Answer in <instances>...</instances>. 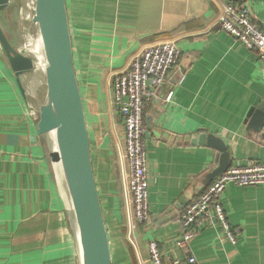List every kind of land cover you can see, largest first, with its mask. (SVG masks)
<instances>
[{"label":"crops","instance_id":"obj_1","mask_svg":"<svg viewBox=\"0 0 264 264\" xmlns=\"http://www.w3.org/2000/svg\"><path fill=\"white\" fill-rule=\"evenodd\" d=\"M88 1V23L67 7L112 264H152L151 241L164 264H191L190 256L193 264H264V185L230 184L223 194L228 221L239 229L236 243L214 220L187 248L177 245L181 212L216 179L209 174L219 164L220 153L194 137L223 141L231 167L264 163V125L255 128L251 111L264 103V67L256 51L222 28L225 1ZM240 1L264 30V0ZM162 40L176 41L181 54L145 101L150 217L131 231L125 126L114 83L135 55ZM29 104L0 52V264H80L63 177L47 157L52 149Z\"/></svg>","mask_w":264,"mask_h":264},{"label":"water","instance_id":"obj_2","mask_svg":"<svg viewBox=\"0 0 264 264\" xmlns=\"http://www.w3.org/2000/svg\"><path fill=\"white\" fill-rule=\"evenodd\" d=\"M10 0H0V45L7 56L19 89L27 99L22 77L34 68L32 55L24 53L9 37L1 12ZM33 22L38 23L45 49L46 99L40 104L37 131L56 134L57 150L47 157L61 163L63 180L71 197L79 228L84 264H112L108 231L91 162L90 137L77 79L72 34L66 0H36ZM256 129L264 125V103L251 109ZM220 153L219 164L209 174L212 181L232 165L227 145L207 133L192 139Z\"/></svg>","mask_w":264,"mask_h":264},{"label":"built area","instance_id":"obj_3","mask_svg":"<svg viewBox=\"0 0 264 264\" xmlns=\"http://www.w3.org/2000/svg\"><path fill=\"white\" fill-rule=\"evenodd\" d=\"M220 23L224 30L256 51L264 67V30L253 20L248 7L240 0H224ZM181 49L174 40H162L147 46L135 55L129 67L117 75L114 83V102L123 117L125 126L126 157L129 165L128 188L133 206L130 230L133 231L150 217L147 128L144 122L145 101L164 85L171 70L177 64ZM172 92L166 100H171ZM29 106L38 118L39 109ZM264 133V127L262 129ZM264 185V163L252 162L245 166H232L218 176L197 198L181 212L179 221L182 232L177 241L187 248L204 225L216 220L222 224L223 233L236 243L239 229L233 228L222 204L228 185ZM152 264H164L157 241L148 245ZM188 262H196L190 256ZM173 264H180L174 260Z\"/></svg>","mask_w":264,"mask_h":264},{"label":"bare ground","instance_id":"obj_4","mask_svg":"<svg viewBox=\"0 0 264 264\" xmlns=\"http://www.w3.org/2000/svg\"><path fill=\"white\" fill-rule=\"evenodd\" d=\"M23 1H24V6L20 9L21 17L29 18L32 21V19H33L32 14L33 13L31 14L29 11H30V9L35 8V7H33L34 2H33V0H23ZM34 23H36V22H34ZM36 25L38 26V23H36ZM38 29H39V26H38ZM16 46L19 47V49L21 51H23L24 53L30 54L33 57L34 68L30 72L24 74L22 77V80H23V84L26 88L27 96L36 99L39 96L41 86L43 84H46V79H45V67H46L45 66V62H46V60H45V49H44V44H43L42 37L40 34V30H39V33L37 34V36L35 38L29 34H26L24 42H22L20 45H16ZM30 105L32 106V104H30ZM48 143H49V146L51 147L52 150H57L56 134L54 131H52V132H50V134H48ZM56 167H57V169L61 175V179H62L63 174H62L61 163H59V162L56 163ZM63 184L65 187L64 190H65V198H66V202H67V207H68V211H69V215H70V219H71V223H72V228L74 229V235H75V239H76V243H77V247H78L79 261H80V264H84L81 242H80L79 228H78L77 221H76L75 211H74L73 204L71 201V197L69 195V192L67 190V186H66V183L64 180H63Z\"/></svg>","mask_w":264,"mask_h":264},{"label":"rangeland","instance_id":"obj_5","mask_svg":"<svg viewBox=\"0 0 264 264\" xmlns=\"http://www.w3.org/2000/svg\"><path fill=\"white\" fill-rule=\"evenodd\" d=\"M35 1L36 0H33L34 2L33 7H35ZM67 4L71 13L77 12V17L81 21H87L88 23V19H89V15L87 11L89 4L88 0H68ZM23 6H24L23 0H10L8 7L1 12V22L5 27L6 31L8 32L10 39L15 45H20L22 42H24L26 34H29L35 38L39 33L38 26L36 25V23L33 22V19L31 21V19L29 18L21 17L20 9ZM29 12L31 14L32 13L34 14V9H30ZM0 52L2 53V55H5L1 45H0ZM45 66H46V62H45ZM46 92H47V86L46 84H43L41 86V90L37 99H33L28 96L27 99L28 101H30L32 105L34 106L37 105L39 107L38 104L40 103L42 104L46 99ZM29 110L31 113L30 108ZM44 135H46L45 140L48 139L47 138L48 134H44ZM72 237H74L73 232H72Z\"/></svg>","mask_w":264,"mask_h":264}]
</instances>
